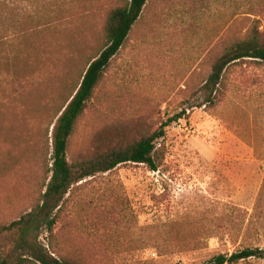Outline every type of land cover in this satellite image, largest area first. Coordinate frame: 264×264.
I'll return each mask as SVG.
<instances>
[{"label": "rangeland", "instance_id": "obj_1", "mask_svg": "<svg viewBox=\"0 0 264 264\" xmlns=\"http://www.w3.org/2000/svg\"><path fill=\"white\" fill-rule=\"evenodd\" d=\"M124 3L103 1L87 18L37 35L0 18V253L8 264H39L16 250L9 225L39 204L49 122ZM253 18L264 42V0L146 1L76 124L67 160L128 145L181 110L185 117L159 141L166 153L156 171L127 162L73 184L54 224L38 226L46 252L66 264H213L221 253L264 249V61L230 65L211 103L199 91L217 41Z\"/></svg>", "mask_w": 264, "mask_h": 264}, {"label": "trees", "instance_id": "obj_2", "mask_svg": "<svg viewBox=\"0 0 264 264\" xmlns=\"http://www.w3.org/2000/svg\"><path fill=\"white\" fill-rule=\"evenodd\" d=\"M103 1L106 0H0V18L13 22L17 33L31 31L37 35L48 32L49 29L56 30V23L87 18L94 6ZM124 1L122 6L115 7L109 13L105 42L100 53L88 62L78 86L72 91L66 104L58 110L56 122H49L48 127L52 126L53 146L51 166L48 170L50 176L39 204L9 225L10 228L18 229L16 250L22 251L39 264H66L39 245L37 230L39 225L46 224L50 228L54 224V211L60 206L70 187L87 176L106 172L121 163H143L151 171H156L166 153L159 141L164 138L172 123L185 117L184 110H181L128 145L77 164H71L67 160L69 139L76 124L109 63L126 42L147 0ZM23 24L26 26L19 29V25ZM215 48L219 49L218 54L210 60L209 70L202 78L199 89L205 103L213 101L230 65L246 59L264 61V42L260 36L258 20H250L248 27L241 34L223 36L217 41ZM249 259L264 260V249L244 247L231 254H218L212 261L213 264H236ZM0 264H8L1 253Z\"/></svg>", "mask_w": 264, "mask_h": 264}]
</instances>
